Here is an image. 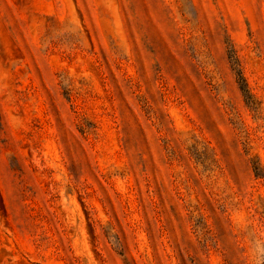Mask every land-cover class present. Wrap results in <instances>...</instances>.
Masks as SVG:
<instances>
[{
    "label": "rangeland",
    "instance_id": "1",
    "mask_svg": "<svg viewBox=\"0 0 264 264\" xmlns=\"http://www.w3.org/2000/svg\"><path fill=\"white\" fill-rule=\"evenodd\" d=\"M0 264H264V0H0Z\"/></svg>",
    "mask_w": 264,
    "mask_h": 264
},
{
    "label": "trees",
    "instance_id": "2",
    "mask_svg": "<svg viewBox=\"0 0 264 264\" xmlns=\"http://www.w3.org/2000/svg\"><path fill=\"white\" fill-rule=\"evenodd\" d=\"M237 75L239 77V85H240V88L241 90L245 93V94H248V91H247V86H246V83L243 79V77L241 76V74L239 72H237ZM255 170H258L260 171L261 169L259 167H256Z\"/></svg>",
    "mask_w": 264,
    "mask_h": 264
}]
</instances>
